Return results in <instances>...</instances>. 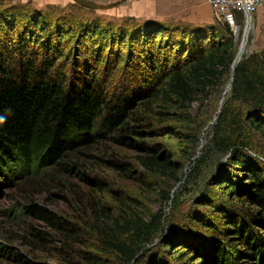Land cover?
<instances>
[{
  "label": "trees",
  "instance_id": "1",
  "mask_svg": "<svg viewBox=\"0 0 264 264\" xmlns=\"http://www.w3.org/2000/svg\"><path fill=\"white\" fill-rule=\"evenodd\" d=\"M69 16L73 14L53 28L41 8L20 10L0 2V170L14 174L22 169L24 175L30 167L35 176L47 180L74 171L76 177L121 200L107 179L83 166V156L143 181L134 164L84 149L113 140L135 149L146 169L167 168L161 144L138 141L144 133L165 130L149 123L150 115L165 112L154 107L146 112L144 107L161 98L185 108L197 94L206 93L233 61L234 34L228 24L135 17L105 25L79 20L81 37L71 55L66 46L72 39L65 40L73 29L66 30ZM5 29L9 34L3 37ZM98 33L103 38L88 39ZM117 76L121 83H115ZM249 127L264 138V49L243 56L237 64L231 94L213 129L214 148L230 153L239 172L232 179L219 177V187L237 197V207L227 209L203 197L199 203L216 208L218 218L190 215L159 241L160 250L174 245L176 261L162 254L144 263L140 259L143 246L162 233V215L149 221L118 217L115 226L133 231L130 239L110 243L124 263L264 264V160L249 150L254 151ZM19 210L22 217L47 228L31 225L29 246L44 249L59 235L61 246L56 251L74 250L70 240L82 233L80 227L35 201ZM4 252L15 264H50L18 248L5 246ZM82 256L86 262L101 263L93 254Z\"/></svg>",
  "mask_w": 264,
  "mask_h": 264
},
{
  "label": "rangeland",
  "instance_id": "2",
  "mask_svg": "<svg viewBox=\"0 0 264 264\" xmlns=\"http://www.w3.org/2000/svg\"><path fill=\"white\" fill-rule=\"evenodd\" d=\"M123 1L103 3L102 0H0L2 7L20 10L24 7H30L32 10L41 8L48 13L53 28H57L58 23L64 19L62 17L72 13L73 17L69 16L65 19L68 21L67 32L71 26L73 28L65 37V40L67 37L72 39L66 46V52H71V55L76 50L78 36L81 37V33L78 32L79 20L105 25L108 21L120 22L128 17L145 19L142 15L116 16L129 10L124 8ZM149 3L154 6L153 0ZM155 7V11L168 20L189 23L210 21L211 24L224 25L207 0H155ZM143 11L146 17L149 15L148 11L154 12L152 8ZM238 15L236 26H230L235 41L233 61L240 53L247 25L251 28L244 56L264 49V14L259 19L256 12L253 13L249 22L240 14ZM19 30L22 33L24 27ZM37 33L39 34L37 36H40L42 30L38 29ZM8 34L6 29L3 30V37ZM57 35L59 34L55 33V36ZM94 38L100 39L103 35L98 33L92 37L89 34L88 39ZM233 61L222 77L216 80L206 93L197 94L195 100L187 107L167 103L161 98L154 99L152 105L144 107L146 112L153 107L165 112L164 115L157 117L149 116L151 126L165 128V130L158 133H144L138 141L152 145L161 144L166 153L165 159L169 165L167 168L146 169L138 161L139 153L135 149L113 140L103 141L84 149L86 153L96 155L105 153L134 164L135 170L139 171L143 181L135 179L132 174L110 169L104 164L95 163L88 156H83V166L92 174L95 173L107 179L111 186L120 192L121 200L114 198L113 193L96 189L76 177L74 171L48 180L35 176L30 167L26 168L24 175H20L22 169L15 171L13 178L8 173L7 178H11L8 182L4 181L7 178L0 176L2 185L0 187V264H15L13 261L15 259L4 252L5 246L18 248L33 259L50 264H63L58 260H74L71 264H92L84 261L85 259L82 258L84 253L93 254L95 260L101 261L99 264H126L110 243L120 239H130L133 231L129 227L115 226V221L118 217L131 220L134 216L149 221L154 215H162L163 231L153 243L143 246L140 253L141 262L144 263L150 256L156 254H162L171 260L175 258L174 245L166 250H160L158 247L159 241L165 235L171 234L174 224L185 222L190 215H201L211 219L214 217L213 214H216L218 218L219 213L216 208L199 203L203 197L211 198L216 204L225 206L227 209L236 208L237 197L223 193L219 187V177L223 175L232 179L233 173L239 172L230 160V153L219 152L212 144L214 124L222 106L231 94V88L228 89V85L232 77ZM115 80V83H121L118 76ZM116 86L119 85L114 87ZM249 129L254 151L258 150V153L253 149L249 150L264 160V138L258 131L250 127ZM4 175L6 176L7 173ZM29 201L38 202L58 212L81 228L82 233L70 240V245L74 248L72 252L67 254L56 251L55 247L61 246L59 235L55 236L53 244L44 249H34L28 245L31 225L47 229L43 223L22 217L18 213L20 207Z\"/></svg>",
  "mask_w": 264,
  "mask_h": 264
},
{
  "label": "built area",
  "instance_id": "3",
  "mask_svg": "<svg viewBox=\"0 0 264 264\" xmlns=\"http://www.w3.org/2000/svg\"><path fill=\"white\" fill-rule=\"evenodd\" d=\"M223 24L236 26L238 14L248 20L264 0H207Z\"/></svg>",
  "mask_w": 264,
  "mask_h": 264
},
{
  "label": "crops",
  "instance_id": "4",
  "mask_svg": "<svg viewBox=\"0 0 264 264\" xmlns=\"http://www.w3.org/2000/svg\"><path fill=\"white\" fill-rule=\"evenodd\" d=\"M43 1V0H42ZM45 1H48V0H45ZM62 1H65V0H62ZM115 1H123V0H102V2H115ZM200 1H204V0H200ZM125 2L124 4V8H128L129 10L125 13H123L122 15H116V16H137V15H142L145 17V19H166V18H163L162 15L158 14L159 12L155 11L156 10V7H155V0H153V5H151L149 2L150 0H126V1H123ZM148 8H152L154 10L153 11H148L147 13H149V15H147L148 17H146V13L145 9H148ZM213 9V8H212ZM264 14V6H260L258 8V10L256 11V15H257V18L261 16H263ZM262 18V17H261ZM206 23H210V21H206Z\"/></svg>",
  "mask_w": 264,
  "mask_h": 264
},
{
  "label": "water",
  "instance_id": "5",
  "mask_svg": "<svg viewBox=\"0 0 264 264\" xmlns=\"http://www.w3.org/2000/svg\"><path fill=\"white\" fill-rule=\"evenodd\" d=\"M250 28H251L250 25H247L246 26L245 32H244V35H243L242 44H241V49L239 51L240 53H239V55H237V57L235 58V60L232 63V77L230 79V83L228 85V89L231 88V86H232V81H233V76H234L235 68H236L237 64L243 59V56L245 54L244 50H245V45L248 42ZM228 89L226 90V92L228 91Z\"/></svg>",
  "mask_w": 264,
  "mask_h": 264
},
{
  "label": "bare ground",
  "instance_id": "6",
  "mask_svg": "<svg viewBox=\"0 0 264 264\" xmlns=\"http://www.w3.org/2000/svg\"><path fill=\"white\" fill-rule=\"evenodd\" d=\"M248 22L250 21V19L248 18V20H247Z\"/></svg>",
  "mask_w": 264,
  "mask_h": 264
}]
</instances>
